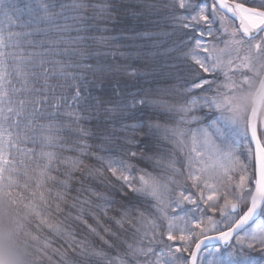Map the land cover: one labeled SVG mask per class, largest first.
Segmentation results:
<instances>
[{
	"label": "snow or ice",
	"instance_id": "snow-or-ice-1",
	"mask_svg": "<svg viewBox=\"0 0 264 264\" xmlns=\"http://www.w3.org/2000/svg\"><path fill=\"white\" fill-rule=\"evenodd\" d=\"M142 7L165 9L162 20L153 21L156 27L185 30L189 39L175 51L194 65L187 90L205 95L172 109L130 92L137 84L93 85L113 70L115 46L126 49L132 39L112 35L120 11L114 0H0V196L17 193L39 259H51L50 243L40 238L48 229L73 253L92 255L100 264H264V120L249 118L241 126L224 115L227 97L264 69V0H168ZM136 38L158 39L147 32ZM201 72H222L224 79ZM128 75L138 77L134 70ZM149 103L179 112V124L199 126L192 131L146 123ZM238 137L249 140L246 154H237ZM147 162L152 172L137 166ZM73 181L77 194L69 208L103 244L113 247L102 232L119 239L109 224L129 226L134 242L123 241V256L89 252L86 241L75 240L54 219L64 212ZM88 181H98L104 191L85 187ZM117 197L124 201L119 218L108 217ZM213 240L218 243L210 246ZM57 254L63 264H73L66 253Z\"/></svg>",
	"mask_w": 264,
	"mask_h": 264
},
{
	"label": "trees",
	"instance_id": "trees-1",
	"mask_svg": "<svg viewBox=\"0 0 264 264\" xmlns=\"http://www.w3.org/2000/svg\"><path fill=\"white\" fill-rule=\"evenodd\" d=\"M61 2L69 3L71 0H61ZM88 2L103 4L105 0H88ZM198 2L206 5L211 4V0H198ZM148 3L164 5L168 3V0H114V6L119 8L120 11L114 13L118 23L116 31L112 35L132 37V39L125 41L129 45L126 49L121 48L119 45L115 46L117 57L114 61L109 60L113 70L105 73L100 79L94 80L93 85L95 86L100 83L108 85L110 82L115 83L116 81L121 83L127 82L130 85L137 84V87H131L129 91L132 93L139 92L140 99H143L146 103L150 101H162L167 103L172 109H178L194 97L205 95V93L201 89L194 90L193 92L187 90L194 79L190 71V68L194 67V65H191L190 61L183 59L182 52L175 51L177 47L183 46L182 41L189 39L188 36L184 35L185 30L171 26L156 27L153 21L162 20V17L167 13L163 7L153 8L149 12L148 9L142 7ZM88 14H92V9L88 10ZM145 16L149 18L145 19ZM168 23L171 24L170 21ZM144 32H147L150 36L158 37V39L143 40L136 38V33ZM121 51L131 52L133 54L132 58L125 59L120 57L119 53ZM117 67L120 69L119 72L115 70ZM133 70L138 74V77H130L128 75ZM200 77H206L210 80L216 79L217 81L224 79L222 73H217L213 76L201 72ZM260 78H257V82L253 86L241 87L239 90L242 93L241 96H252V93L256 91L259 85ZM52 83H57V81H52ZM215 86L214 84L213 88ZM193 114L200 115L199 112L190 113L189 115ZM143 119L146 123L159 122L161 125L183 126L182 128H185V130L199 126L197 123L190 125L179 124L178 122L181 119L179 112H168L163 106L157 107L151 103L143 110ZM247 119L248 116L246 115L245 122ZM85 126L95 131L94 125ZM246 141L249 143V140ZM90 142L94 146L97 144L95 140ZM21 147H31V145H21ZM241 152H244L243 148H241ZM64 155L69 156L72 153L66 152ZM148 155H152V153H148ZM87 163L93 164L94 161L88 160ZM34 166L33 164L32 167ZM137 166L145 169V171H153L152 162L140 163ZM60 170L63 171L64 167L61 166ZM76 175L79 176V173ZM182 182L187 183L186 181ZM48 186L53 187L51 182H49ZM71 187L74 190L68 192L66 195L68 203L62 205L64 212L54 214V219L62 222L64 227L72 232L75 240L86 241L89 252L103 250L108 259L123 256L126 252V245L123 241L134 242L129 226L126 224L124 229H118L114 223L109 224L108 226L117 233L119 239L102 232L101 234L105 235V238L110 241L113 247L103 244L98 237L88 231L85 224L74 218L76 210L70 209L69 205L77 194L75 191L77 188L76 181L72 182ZM85 187H100V190L104 191V188L100 186L98 181H88ZM20 193L25 197V201H27L28 195L22 189ZM81 195L85 198L88 197L87 193H82ZM129 195L131 196V194ZM91 199H95V197H91ZM132 200L134 201L135 197H132ZM117 201L108 212V217L119 218L121 203H124V201H120L119 197H117ZM69 211H71V215L68 214ZM24 212L25 210L19 202V197L15 191H12L11 194L0 196V264H63V260L57 254V250L66 253L67 259L72 261L73 264H85V261H88L89 264H100L98 259L92 255L81 256L73 253L67 248L63 239L55 234L49 235L48 229H43L40 232V238L42 242L46 239L50 243L47 252L51 259H39L36 244L27 235L29 228L27 221L24 220ZM101 218L107 223V218L103 216ZM87 219L89 224L96 226L95 221L90 216ZM77 252H79V249H77ZM254 255H258V253H254Z\"/></svg>",
	"mask_w": 264,
	"mask_h": 264
},
{
	"label": "rangeland",
	"instance_id": "rangeland-1",
	"mask_svg": "<svg viewBox=\"0 0 264 264\" xmlns=\"http://www.w3.org/2000/svg\"><path fill=\"white\" fill-rule=\"evenodd\" d=\"M218 73H222V72H218ZM264 74V69L261 70V75L259 77H262V75ZM223 75V73H222ZM224 77V76H223ZM257 76H254L252 81L250 82V84L248 85L253 86L256 82H257ZM223 81V80H222ZM241 89V87H238L234 90L233 94L227 97V100L224 104V115L230 119L231 121L240 124L241 126L244 125L245 123V117L246 115L248 116L250 114L251 111V106H252V100H253V95L254 92L251 95H244V97H242V93L239 92V90ZM198 90V89H197ZM261 117H264V109L261 111ZM190 124H196V123H187V125ZM179 127H183V126H179ZM185 129V128H184ZM196 128H191L190 130L195 131ZM189 130V129H188ZM239 144L241 145V147H239L237 149V154L240 153H245L247 152V145L249 144L246 140L241 139V138H237ZM191 146V137H190V133H189V139H188V147ZM188 147H186L184 149V152L186 153L188 151ZM241 148L244 149V152H241ZM243 158V157H241ZM173 187H177L178 186H173ZM187 208H192V205H184ZM260 239H264V233L259 234ZM250 242L253 240V238H249ZM258 242V241H256Z\"/></svg>",
	"mask_w": 264,
	"mask_h": 264
},
{
	"label": "water",
	"instance_id": "water-1",
	"mask_svg": "<svg viewBox=\"0 0 264 264\" xmlns=\"http://www.w3.org/2000/svg\"><path fill=\"white\" fill-rule=\"evenodd\" d=\"M229 18H231L230 14H229ZM263 107H264V74L261 78L258 89L256 90V93L253 97L252 107H251V111H250L248 119L249 118H254V119L259 118L261 120H264V117L260 118V114H261ZM259 131L264 132V127H260ZM252 147L254 148V145H252ZM217 243H218L217 241L213 240L210 242V246L216 245Z\"/></svg>",
	"mask_w": 264,
	"mask_h": 264
},
{
	"label": "bare ground",
	"instance_id": "bare-ground-1",
	"mask_svg": "<svg viewBox=\"0 0 264 264\" xmlns=\"http://www.w3.org/2000/svg\"><path fill=\"white\" fill-rule=\"evenodd\" d=\"M235 23H236V21H235ZM264 108V107H263Z\"/></svg>",
	"mask_w": 264,
	"mask_h": 264
}]
</instances>
